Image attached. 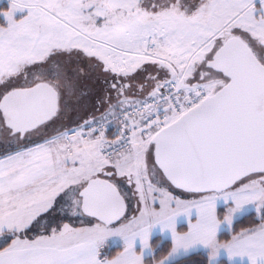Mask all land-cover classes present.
Listing matches in <instances>:
<instances>
[{
	"label": "snow or ice",
	"instance_id": "6c2138e0",
	"mask_svg": "<svg viewBox=\"0 0 264 264\" xmlns=\"http://www.w3.org/2000/svg\"><path fill=\"white\" fill-rule=\"evenodd\" d=\"M264 264V0H3L0 264Z\"/></svg>",
	"mask_w": 264,
	"mask_h": 264
},
{
	"label": "crops",
	"instance_id": "0c3cea01",
	"mask_svg": "<svg viewBox=\"0 0 264 264\" xmlns=\"http://www.w3.org/2000/svg\"><path fill=\"white\" fill-rule=\"evenodd\" d=\"M233 264H241L240 260L237 258L236 260L233 261Z\"/></svg>",
	"mask_w": 264,
	"mask_h": 264
},
{
	"label": "rangeland",
	"instance_id": "374dc122",
	"mask_svg": "<svg viewBox=\"0 0 264 264\" xmlns=\"http://www.w3.org/2000/svg\"><path fill=\"white\" fill-rule=\"evenodd\" d=\"M3 5V0H0V6Z\"/></svg>",
	"mask_w": 264,
	"mask_h": 264
},
{
	"label": "trees",
	"instance_id": "16d2710c",
	"mask_svg": "<svg viewBox=\"0 0 264 264\" xmlns=\"http://www.w3.org/2000/svg\"><path fill=\"white\" fill-rule=\"evenodd\" d=\"M1 6H3V5H1ZM223 264H227V261H226V260H224V261H223Z\"/></svg>",
	"mask_w": 264,
	"mask_h": 264
}]
</instances>
